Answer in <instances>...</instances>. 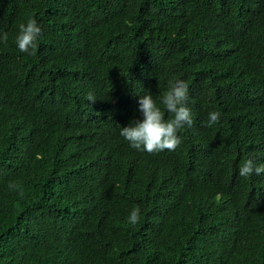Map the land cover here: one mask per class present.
<instances>
[{"label": "trees", "instance_id": "1", "mask_svg": "<svg viewBox=\"0 0 264 264\" xmlns=\"http://www.w3.org/2000/svg\"><path fill=\"white\" fill-rule=\"evenodd\" d=\"M4 33L0 264H264V174L238 175L264 164V0H0ZM177 80L193 126L132 149L139 99Z\"/></svg>", "mask_w": 264, "mask_h": 264}, {"label": "clouds", "instance_id": "2", "mask_svg": "<svg viewBox=\"0 0 264 264\" xmlns=\"http://www.w3.org/2000/svg\"><path fill=\"white\" fill-rule=\"evenodd\" d=\"M42 34L41 27L35 18H29L27 23L19 25V31L16 36V45L21 53L29 56L35 55L38 47V39ZM8 35H0V43L7 44ZM86 99L89 102H95L93 95L89 94ZM189 100V85L183 80H177L172 83L169 90L161 97L163 105L162 110L153 96L145 94L138 101V111L142 114V120H134L127 127L121 128L120 135L129 144V146L139 152L148 154L160 153L165 150H175L181 143L178 133L186 126H193V118L190 108L187 106ZM165 111L169 114L165 119ZM221 113L212 111L208 113L207 127L220 122ZM264 174V164L257 165L252 159L242 162L238 169V175L248 178L253 175ZM14 184L10 183L9 188ZM23 196V192H20ZM141 208L135 206L129 214L127 221L135 226L140 222Z\"/></svg>", "mask_w": 264, "mask_h": 264}]
</instances>
